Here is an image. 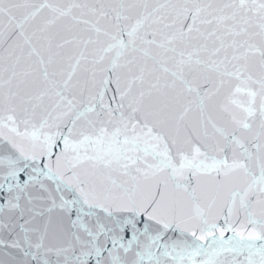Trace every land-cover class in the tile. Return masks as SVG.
<instances>
[{"label": "snow or ice", "instance_id": "obj_1", "mask_svg": "<svg viewBox=\"0 0 264 264\" xmlns=\"http://www.w3.org/2000/svg\"><path fill=\"white\" fill-rule=\"evenodd\" d=\"M0 264H264V0H0Z\"/></svg>", "mask_w": 264, "mask_h": 264}]
</instances>
